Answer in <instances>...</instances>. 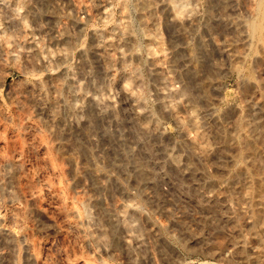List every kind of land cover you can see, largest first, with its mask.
<instances>
[{
    "label": "rangeland",
    "instance_id": "rangeland-1",
    "mask_svg": "<svg viewBox=\"0 0 264 264\" xmlns=\"http://www.w3.org/2000/svg\"><path fill=\"white\" fill-rule=\"evenodd\" d=\"M0 213V264H264V0H0Z\"/></svg>",
    "mask_w": 264,
    "mask_h": 264
},
{
    "label": "bare ground",
    "instance_id": "bare-ground-1",
    "mask_svg": "<svg viewBox=\"0 0 264 264\" xmlns=\"http://www.w3.org/2000/svg\"><path fill=\"white\" fill-rule=\"evenodd\" d=\"M180 5V4H179ZM181 6H184V5H181ZM177 7H180V6H177ZM182 11L184 10V7H181L180 8ZM127 35V34H126ZM124 37H125V35H123ZM128 36V35H127ZM121 37V36H120ZM119 37V38H120ZM122 38V37H121ZM129 38V37H128ZM121 40V39H120ZM123 40H125V39H123ZM126 41V40H125ZM108 42V41H107ZM110 43V42H109ZM108 43V44H109ZM124 43V42H123ZM97 48V47H96ZM97 49H99V48H97ZM113 61V60H112ZM37 85H39V84H37ZM40 89V88H39ZM41 90V89H40ZM38 97V96H37ZM36 97V98H37ZM42 98H45V95H44V93H42V92H40V95H39V97H38V99L39 100H41ZM45 100V99H44ZM35 101H37V100H35ZM92 101V100H91ZM41 102V101H40ZM43 102V101H42ZM37 104V111H39L40 113H42L43 115H44V117H45V120H46V127L45 128H47V129H49V130H51L53 133H54V140L58 143V144H62L63 143V141L65 140L64 138H66V136H67V134H68V130H67V128L65 127V125L63 124V122H62V119H60V118H58V116H57V114L55 113V112H51V110L48 112L47 110H44V108L43 107H41L40 105H38L39 104V102L38 103H36ZM89 108H91V106L89 107ZM88 111H91V113H92V110H88ZM89 113V112H88ZM91 113H89L90 115H91ZM41 114V115H42ZM89 116V115H88ZM89 119H88V121H89V124H90V126L92 127V117L91 116H89L88 117ZM62 129V130H61ZM48 131V130H47ZM67 139V138H66ZM53 140V139H52ZM65 143V142H64ZM57 144V145H58ZM66 144V143H65ZM64 144V145H65ZM80 144V143H79ZM67 145V144H66ZM62 146H63V144H62ZM75 147V146H74ZM80 147V146H79ZM78 147V148H79ZM76 148V147H75ZM81 149V148H80ZM84 149V148H83ZM86 151H87V148H86ZM90 153V151L88 150V154ZM78 154V153H77ZM90 155V154H89ZM9 159V158H8ZM17 159V158H16ZM16 159H12L11 160V163L13 164V165H17V163H18V161L16 160ZM69 161H70V163H71V166H72V168H73V170L74 171H78V174H79V172H81L80 170H78L77 168H79L78 167V164H79V160H78V156L76 155V153L72 150V154L70 155V157H69V159H68ZM54 167V166H53ZM140 167H142V165L140 166L139 165V168ZM77 174V173H76ZM83 174V173H82ZM142 174V173H141ZM146 175V174H145ZM80 177V176H79ZM143 178V177H142ZM82 179V178H81ZM82 185H84V184H82ZM36 192H34L33 193V195L32 196H36V195H38L37 193L35 194ZM8 196H10V197H8L10 200V202L11 201H14L16 198V196H15V194H11V195H8ZM38 197V196H37ZM82 197V196H81ZM79 198V197H78ZM84 199V201L87 203V204H92V195H89V196H87L86 198L84 197L83 198ZM82 200V199H81ZM83 202V201H82ZM89 206V205H88ZM74 207V206H73ZM75 209H76V207H75ZM74 208H72L71 207V209L70 210H68L69 211V213L73 216V217H76L75 219H77L78 218V216H77V211L75 210ZM104 210V209H103ZM79 212V211H78ZM68 213V214H69ZM80 214V213H79ZM78 214V215H79ZM110 214V213H109ZM115 215H116V213H115ZM0 216H1V213H0ZM4 216V215H3ZM111 216V215H110ZM2 217V216H1ZM79 217H80V215H79ZM13 218V217H12ZM0 219H2V218H0ZM7 219V218H6ZM17 219V218H16ZM3 220V219H2ZM1 221V220H0ZM12 221V220H11ZM5 222H7V221H4V223ZM9 222V221H8ZM1 224H2V222H1ZM12 224V223H11ZM21 224V223H20ZM3 225V224H2ZM4 227H5V225H3ZM4 227H2V228H4ZM17 227H18V220L16 221V223H15V225H9V223L8 224H6V227L3 229V231H1V233L3 234V236H6L5 237V240H7L9 237L10 238H12V237H14V235H15V233H16V231H17ZM19 230H20V228H19ZM19 232L17 231V234H18ZM16 236V235H15ZM7 238V239H6ZM10 238H9V240H10ZM24 239H27V238H24ZM11 240H13V239H11ZM11 240H10V242H11ZM25 241V240H24ZM29 241V242H28ZM28 241H25V243H23L24 244V247H25V254H26V256H27V258H33L34 257V255H35V251H34V248H33V243H30L31 241L30 240H28ZM115 241V240H114ZM9 241L6 243L7 245L10 243ZM10 247V246H9ZM8 248V247H7ZM11 251H8V250H6V251H4V255L6 256V257H8V256H10L11 255V253H10ZM12 254H13V251H12ZM24 254V255H25ZM11 256H13V255H11ZM25 256V257H26ZM36 256V255H35ZM10 258V257H9Z\"/></svg>",
    "mask_w": 264,
    "mask_h": 264
}]
</instances>
